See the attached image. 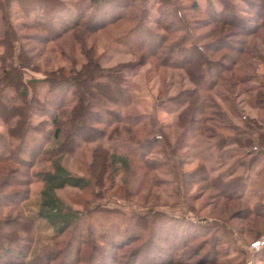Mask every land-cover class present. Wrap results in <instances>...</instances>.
I'll list each match as a JSON object with an SVG mask.
<instances>
[{"label":"trees","instance_id":"obj_1","mask_svg":"<svg viewBox=\"0 0 264 264\" xmlns=\"http://www.w3.org/2000/svg\"><path fill=\"white\" fill-rule=\"evenodd\" d=\"M106 3L109 12L120 8L116 15L111 14L107 22L87 24L85 18L90 20ZM130 22L131 26L120 28ZM146 22L155 27L146 28ZM107 27L132 59L105 65L93 46L87 45V35ZM263 49L264 0H204L203 4L199 0H122L117 5L112 0H0V123L4 127L0 132V170L4 171L0 200L6 196L3 188L15 185L29 192L32 183L40 182L44 187L39 191L43 200L38 216L49 222L61 221L51 243L31 256L33 235L28 246L25 238L15 233L31 232L29 226L33 232L34 217L19 210L24 217L20 223L0 218L1 264H47L52 258L44 263L41 258L55 254L59 238L69 230H83L86 215L65 210L53 195L56 189L103 186L106 176L115 179L119 165L129 170L131 156L148 172L174 169L173 156L180 143L167 141L165 126L155 115L128 111L134 101L128 77L149 61L154 68L180 69L190 84L164 98L168 110L176 114L178 127L210 143L222 165L231 162L249 169L256 164L264 156ZM75 51L84 61L78 63ZM57 58L66 65H57ZM95 95L100 99L93 105L90 100ZM239 96L243 98L237 101ZM245 106L255 110V115ZM48 125L50 129H46ZM84 129L88 135L71 139ZM78 150L87 160L88 179L69 173L58 163L62 154ZM53 160L51 170L31 172L38 162ZM14 164L25 169L20 175L24 177L10 182L8 177L18 173ZM187 174H197L192 184L211 190L223 207L235 204V216L249 219L254 215L264 220V201L249 204L244 200L243 177L213 175L203 158ZM27 196L18 203L0 202V207L12 213ZM95 210L97 214H121L120 225L105 221L106 232L98 221L86 225L90 235L100 238L116 226L126 231L128 223L139 234L145 230L149 238L158 220L168 221V227L176 223L193 228L189 240L211 233L217 241H225L217 233L230 230L225 219L211 216L190 220L157 209L127 214L100 203ZM2 226L8 232L3 233ZM253 232L260 234L256 224ZM120 234L124 235L122 242L136 239V235ZM261 249L263 253L264 246ZM178 252L172 256L176 258ZM214 254H219L216 248ZM103 260L107 264L105 256Z\"/></svg>","mask_w":264,"mask_h":264},{"label":"rangeland","instance_id":"obj_2","mask_svg":"<svg viewBox=\"0 0 264 264\" xmlns=\"http://www.w3.org/2000/svg\"><path fill=\"white\" fill-rule=\"evenodd\" d=\"M112 2L117 5L121 4L122 0H112ZM199 2L203 4L204 0H199ZM99 8V11H96L90 20L89 17L85 18L87 24L107 22L109 16L111 14L116 15L115 13L120 9L113 8L109 12L111 9L108 3L100 5ZM129 26H131V22L125 27L121 24L120 28ZM145 27L154 28L155 26L146 22ZM108 29L109 27L87 35V45L93 46L95 53L101 55V61L105 65H114L117 62L132 59L133 57L127 52L125 46L116 42ZM75 53L77 55L78 52L75 51ZM82 61H84L83 56L78 53V63ZM55 62L57 65H66V62L59 58ZM128 82L134 96V101L128 107V111L133 113L147 112L155 115L165 126L164 132L167 134L165 137L167 141L171 145L180 143L173 156L174 169L162 167L148 172L137 157L131 156L129 158V170L119 165L121 170L116 174L114 181L107 179L106 176L104 180L106 186L92 184L85 189L64 187L56 189L53 195L62 202L65 210L72 213L77 210L82 211L86 215L84 223L87 226L89 223L91 227L92 223L98 221L104 231L106 230L105 221H115L119 224L121 214L110 212L97 214L95 212L97 203L127 214L157 209L174 217L184 215L190 220L199 216H211L216 220L225 219L230 224V230H221L217 233L220 238H225V241H217L215 235L211 233L189 240L188 237L191 236V229L193 228L180 226L176 223L170 224L168 227L169 222L166 220H158L153 223L155 226L150 229L151 233L149 234L151 236L149 238H146L145 230L139 234V230L130 223H128L126 231L123 232L116 226L109 235L107 234L103 238L90 235L84 224L81 232H70V224L67 228L69 230L67 235L57 240L54 249L55 254L52 256L50 254L47 258L43 256L41 258L43 263L52 258L47 264H105L106 262L103 260V256H105L107 264H264V252L262 253L263 250L261 249L264 245L259 246L258 249L251 247L254 241L264 240V220L254 215H251L249 219L235 216L234 212L237 209H234L235 204H229L232 205V208L230 206L223 207L220 202L215 201V197H212L211 190H204L199 184H192L197 179V174H187L194 169L198 159L203 158L209 168L212 169L213 175L223 173L225 179L243 177L246 184L244 200L253 204L258 200L264 201V156L260 157L256 164L249 169L231 162L222 165L210 143L206 142L200 135L185 131L177 126L176 114L168 110L164 98L175 94L184 86H190L180 69L154 68L149 61L130 74ZM243 96H239L237 101H240ZM99 99L95 95L90 101L94 105ZM245 107L247 112L255 115V110L252 111L247 106ZM93 109L95 108L93 107ZM93 116V114L89 115L91 118ZM46 129H50L49 125ZM0 132H4L1 123ZM84 133L88 135V131L84 129L72 135L71 139L76 140L78 139L76 138L77 135L80 136ZM93 137L95 138V136ZM58 163L73 175L86 179L90 178L87 160L80 155L79 150L73 154H62L58 157ZM54 164V160L38 162L32 167L31 172L38 173L51 170L55 166ZM14 165L18 169V173L14 174L13 177H8L10 182L16 180L17 177H24L20 175L25 169L22 166H17V164ZM2 178H4V171L0 170V180ZM110 184L113 186L108 188ZM43 187L40 182H34L29 186L28 192L19 186H8L3 188L2 191L6 193V196L3 195L0 200L3 204H10L12 201L18 203L23 199V195L24 197L28 195L22 203H19L17 207L15 206L17 210L12 213H8L7 209L0 207V218H14L20 223V218L23 216L18 213L19 210L34 217L35 228L33 232L32 227L29 226L31 232L17 231L15 233L18 237L25 238L28 246L27 240L34 237L30 244L31 256L45 244L51 243L54 233L61 224V221L49 222L37 214L43 200L39 191ZM17 192H21L22 196L14 194ZM235 203L238 206V202ZM239 213L237 215H240ZM255 224L258 226L260 234L253 232ZM1 229L3 233L8 232V228L5 226H2ZM120 233H128L130 237L136 235V239L122 242L121 239L124 238V235ZM111 234H113L114 240H111ZM181 240L186 242H181ZM91 244L92 249H90ZM215 248L216 252L219 251L217 256L214 254ZM176 250L179 252L174 258L172 255ZM161 251V255L157 256Z\"/></svg>","mask_w":264,"mask_h":264},{"label":"built area","instance_id":"obj_3","mask_svg":"<svg viewBox=\"0 0 264 264\" xmlns=\"http://www.w3.org/2000/svg\"><path fill=\"white\" fill-rule=\"evenodd\" d=\"M264 245V240H256L251 244L253 249H258L259 246Z\"/></svg>","mask_w":264,"mask_h":264}]
</instances>
